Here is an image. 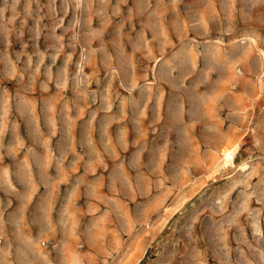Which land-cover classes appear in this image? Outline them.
<instances>
[{"label": "rangeland", "instance_id": "1", "mask_svg": "<svg viewBox=\"0 0 264 264\" xmlns=\"http://www.w3.org/2000/svg\"><path fill=\"white\" fill-rule=\"evenodd\" d=\"M0 264H264V0H0Z\"/></svg>", "mask_w": 264, "mask_h": 264}, {"label": "bare ground", "instance_id": "2", "mask_svg": "<svg viewBox=\"0 0 264 264\" xmlns=\"http://www.w3.org/2000/svg\"><path fill=\"white\" fill-rule=\"evenodd\" d=\"M254 45V44H253ZM238 146H232V147H227L222 151L221 158H222V164L223 165H229L232 164L235 160V156L238 151ZM221 164V165H222ZM246 165V164H245ZM244 165V166H245Z\"/></svg>", "mask_w": 264, "mask_h": 264}]
</instances>
